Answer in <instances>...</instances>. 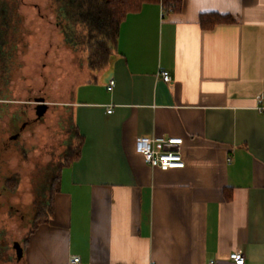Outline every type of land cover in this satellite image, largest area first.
<instances>
[{
	"label": "crops",
	"instance_id": "crops-1",
	"mask_svg": "<svg viewBox=\"0 0 264 264\" xmlns=\"http://www.w3.org/2000/svg\"><path fill=\"white\" fill-rule=\"evenodd\" d=\"M210 13L234 23L204 30ZM262 96L264 0H184L171 14L147 4L128 15L108 67L74 89L80 157L62 169L26 264H235V252L264 264ZM140 137L182 139L185 167L151 168Z\"/></svg>",
	"mask_w": 264,
	"mask_h": 264
},
{
	"label": "rangeland",
	"instance_id": "rangeland-1",
	"mask_svg": "<svg viewBox=\"0 0 264 264\" xmlns=\"http://www.w3.org/2000/svg\"><path fill=\"white\" fill-rule=\"evenodd\" d=\"M19 1L23 42L14 78L0 90V264H26L24 256L17 262L13 246L23 247L40 203L50 199L57 167L76 151L70 105L74 89L90 75L88 48L65 43L52 0ZM41 97L49 110L35 122V99ZM25 123L20 138L10 141Z\"/></svg>",
	"mask_w": 264,
	"mask_h": 264
},
{
	"label": "trees",
	"instance_id": "trees-1",
	"mask_svg": "<svg viewBox=\"0 0 264 264\" xmlns=\"http://www.w3.org/2000/svg\"><path fill=\"white\" fill-rule=\"evenodd\" d=\"M52 3L65 43L70 47L84 45L88 48V68L94 73H100L108 67L115 53L120 26L128 15L138 13L147 4L161 5L164 14L180 13L184 6V0H52ZM20 5L19 0H0V90L8 86L14 78L16 54L19 44L23 42ZM232 23L234 19L230 15L210 13L200 17L204 30ZM4 98H0V101ZM0 109L3 110L1 105ZM3 112H0V121ZM72 121L75 138L78 139L76 151L65 157L59 168L57 167V174L48 185L50 199L46 203H40L30 235L50 222L54 214L55 197L60 189L62 169L80 157L83 139L73 117ZM11 125H16V114L11 119ZM28 241L29 237L23 247L27 246Z\"/></svg>",
	"mask_w": 264,
	"mask_h": 264
},
{
	"label": "built area",
	"instance_id": "built-area-1",
	"mask_svg": "<svg viewBox=\"0 0 264 264\" xmlns=\"http://www.w3.org/2000/svg\"><path fill=\"white\" fill-rule=\"evenodd\" d=\"M162 78L165 82L172 80L168 72H163ZM115 86V81H110L109 89L112 90ZM256 110L264 113V97H258ZM112 113V111H108ZM182 139H165V138H144L140 137L136 140V150L144 158V161L151 168L161 171H170L175 169H183L185 162L180 152ZM230 259L235 264H246L245 256L240 252H235L230 255ZM68 264H81L80 259H74Z\"/></svg>",
	"mask_w": 264,
	"mask_h": 264
},
{
	"label": "water",
	"instance_id": "water-1",
	"mask_svg": "<svg viewBox=\"0 0 264 264\" xmlns=\"http://www.w3.org/2000/svg\"><path fill=\"white\" fill-rule=\"evenodd\" d=\"M37 102V107H36V116L38 119L43 118L48 109H49V105L45 102V100H38ZM24 127L26 126L25 124L23 125ZM18 136H14L11 139L12 140H17ZM13 249L16 252V258L17 261L20 262L23 259L24 256V248L21 246L20 243L16 242L13 246Z\"/></svg>",
	"mask_w": 264,
	"mask_h": 264
},
{
	"label": "flooded vegetation",
	"instance_id": "flooded-vegetation-1",
	"mask_svg": "<svg viewBox=\"0 0 264 264\" xmlns=\"http://www.w3.org/2000/svg\"><path fill=\"white\" fill-rule=\"evenodd\" d=\"M38 100H45L43 97H41V98H36L35 99V104H36V107H37V102L36 101H38ZM49 110V109H48ZM48 112V111H47ZM47 114V113H46ZM35 115H36V108H35ZM45 117V116H44ZM43 117V118H44ZM43 118H41V119H38L37 118V116H36V121L35 122H39V121H41ZM25 127L24 126H22L21 127V129H20V133L19 134H17V136H18V138H17V140L20 138V136H21V133L24 131V130H26L28 127H29V123H25ZM16 136V135H15ZM14 137V136H13ZM12 138V137H11ZM9 139L10 141H14V140H12V139Z\"/></svg>",
	"mask_w": 264,
	"mask_h": 264
}]
</instances>
